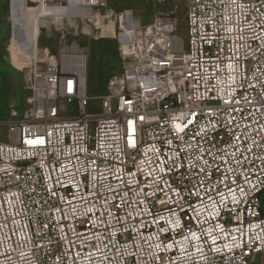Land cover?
Wrapping results in <instances>:
<instances>
[{
  "label": "built area",
  "instance_id": "1",
  "mask_svg": "<svg viewBox=\"0 0 264 264\" xmlns=\"http://www.w3.org/2000/svg\"><path fill=\"white\" fill-rule=\"evenodd\" d=\"M108 4L47 8L106 22ZM178 21L119 12L123 72L99 113L78 43L61 36L59 64L41 49L19 66L27 108L0 141V264H264V0H188L186 47Z\"/></svg>",
  "mask_w": 264,
  "mask_h": 264
},
{
  "label": "rangeland",
  "instance_id": "2",
  "mask_svg": "<svg viewBox=\"0 0 264 264\" xmlns=\"http://www.w3.org/2000/svg\"><path fill=\"white\" fill-rule=\"evenodd\" d=\"M26 4L30 8H36L39 4V1L26 0ZM187 4L188 0H161L160 2L156 0H109L108 7L111 11V14L109 16H106L104 27L101 26V20L103 19L102 16L99 19H95L92 16V14L100 13L92 11L90 7H84L78 10L64 9L65 12L63 14H67V16H65L66 18L62 19V21L59 22V30H61L62 33H55L54 35H51L49 34V30L47 28L40 27L38 30L39 35H37V51H41V49H43L46 56V58L41 59V63L44 64L47 61H53L55 64H59V39L61 36L65 37L67 43L70 44L72 42H76L82 48H85L88 57L86 68L87 89L88 91H90L88 93L90 100L87 107V112L99 113L102 109L101 97L108 91L107 89H105L104 91L100 89L93 90L95 87L98 88L99 83L101 82V67L102 75L104 76V78L118 74L120 75L123 72V60L122 58H120V47L118 40L116 41V37L106 36L97 38L101 31L105 29V26L107 25L110 30H112L113 32H117L119 28L118 14L122 10L129 11L132 14L135 25H145L154 20L158 8L162 7L167 11H175V14L179 19L176 33L184 39L186 47L188 44V27L186 22ZM101 10L105 11V8L101 7ZM63 14H61V16ZM24 16L25 17L23 18V20L21 19L20 21H28L30 29H35V23L31 20L33 19L34 15L32 13L27 15L26 12V15ZM54 16H56V14H54ZM8 20L12 28L11 13ZM96 20L99 21L96 22V26L94 27L93 31V24ZM18 21L15 20V23H18ZM17 26L20 29L21 24L18 23ZM100 40L109 45V50L106 53L100 54L94 48V44ZM9 45H11V38L9 41ZM37 54H39V52ZM27 55L28 54H26L19 46H16L14 50L9 49L7 55L4 56L5 61L0 64V70L2 71L8 66L15 67L16 69L20 70L19 65L21 61H23L27 57ZM17 74L16 72L12 73L14 78H17ZM89 77L90 79H88ZM89 80L91 83L89 82ZM9 95V103L6 108L10 113L12 110H15L16 116L22 117L24 115V111L27 108V104L24 103L22 105L24 96L22 95L19 79L12 80V86ZM1 98L2 95L0 94V99ZM11 118L12 116L10 114V118L7 121H0V141L9 140L7 122ZM260 196L262 209L264 211V191ZM254 264H260V259L257 258Z\"/></svg>",
  "mask_w": 264,
  "mask_h": 264
},
{
  "label": "trees",
  "instance_id": "3",
  "mask_svg": "<svg viewBox=\"0 0 264 264\" xmlns=\"http://www.w3.org/2000/svg\"><path fill=\"white\" fill-rule=\"evenodd\" d=\"M14 1H16L17 3H22L24 0H14ZM9 15H10V0H0V64L5 61L4 56L7 55L9 49L14 50L16 46L17 47L19 46L21 48L22 47L27 48V38L26 35L21 31V27L19 29L17 25H13V33L11 37V26L8 20ZM92 16L95 19L101 18L100 14H92ZM12 17L14 21L21 20L20 16L18 15H12ZM113 35H115V32L110 30L106 25L105 29L101 31V33L97 38L113 36ZM10 38H11V45H9ZM94 48L96 49V51H98V53L102 54V53H106L109 50V45L105 44L104 41L100 40L94 44ZM13 72H16V74L18 73L17 78L13 77L12 75ZM100 75H101L100 77L101 82L99 83V87L98 88L95 87L93 90L100 89L104 91L105 89H107L106 87L111 76L104 78V76L102 75V67L100 69ZM13 79H19L22 95L24 96L22 105L26 103L25 100L26 91L24 89L22 72L19 69H16L15 67H9V66L3 69L2 71L0 70V94L2 95V98L0 99V121H7L10 118L11 113L8 111L6 107L9 103L8 96H10L9 92L12 86ZM88 79H90V77ZM87 92L89 93L90 91H88L87 89Z\"/></svg>",
  "mask_w": 264,
  "mask_h": 264
},
{
  "label": "bare ground",
  "instance_id": "4",
  "mask_svg": "<svg viewBox=\"0 0 264 264\" xmlns=\"http://www.w3.org/2000/svg\"><path fill=\"white\" fill-rule=\"evenodd\" d=\"M23 3L24 4H22L21 8L28 9L27 15H29L30 13H32L34 15L33 19H31V20L35 23V29H33V30L30 29L28 21H26V20L24 22H21L20 20L18 21V23L21 24V31L26 35V38H27V48L22 47V50L26 54H28L27 57L23 61H21L19 66H21V64L30 62V60H32V62H34L36 56H38V54H37L38 53V51H37V35H38L39 28L41 26L42 27L45 26L49 29V31H51L53 29V26L56 25L57 28L59 29V27H60L59 22L62 21V19H65L66 18L65 16H67V14H63L62 16H61V14L54 16L52 14V12L49 11V9L47 8L48 7L47 5L50 4V0H41V4L39 6H37L36 8L28 7L25 1H23ZM79 9H82V8H79ZM93 11L99 12L97 10H93ZM24 15H26V14H24V12H21L22 20L25 17ZM97 21H99V20H96L93 24V28H92L93 31H94V27L96 26ZM104 25H105V22H104V19H102L101 20V26L104 27ZM81 71L84 72L86 75V68L84 69L83 65L81 66Z\"/></svg>",
  "mask_w": 264,
  "mask_h": 264
},
{
  "label": "crops",
  "instance_id": "5",
  "mask_svg": "<svg viewBox=\"0 0 264 264\" xmlns=\"http://www.w3.org/2000/svg\"><path fill=\"white\" fill-rule=\"evenodd\" d=\"M24 1L26 2V0H24ZM22 3H17L16 1L13 0V14L12 15H18V16H20L21 19H22L21 12H24V14H26V12L28 11V9H26V8H24V9L21 8ZM96 13H98V12H96ZM12 23H13V25H17V23H15V21L13 20V17H12Z\"/></svg>",
  "mask_w": 264,
  "mask_h": 264
},
{
  "label": "water",
  "instance_id": "6",
  "mask_svg": "<svg viewBox=\"0 0 264 264\" xmlns=\"http://www.w3.org/2000/svg\"><path fill=\"white\" fill-rule=\"evenodd\" d=\"M10 13H11V18H12V14H13V0H10ZM53 32V29L51 31H49V34ZM12 33H13V23H12V28H11V37H12ZM87 81V79H86Z\"/></svg>",
  "mask_w": 264,
  "mask_h": 264
}]
</instances>
